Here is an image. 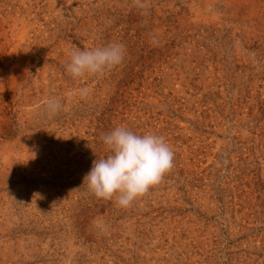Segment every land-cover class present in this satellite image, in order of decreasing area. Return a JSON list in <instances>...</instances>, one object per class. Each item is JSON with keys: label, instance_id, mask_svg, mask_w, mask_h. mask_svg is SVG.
<instances>
[{"label": "rangeland", "instance_id": "obj_1", "mask_svg": "<svg viewBox=\"0 0 264 264\" xmlns=\"http://www.w3.org/2000/svg\"><path fill=\"white\" fill-rule=\"evenodd\" d=\"M117 126L174 152L127 208L82 184ZM0 264H264V0H0Z\"/></svg>", "mask_w": 264, "mask_h": 264}, {"label": "clouds", "instance_id": "obj_2", "mask_svg": "<svg viewBox=\"0 0 264 264\" xmlns=\"http://www.w3.org/2000/svg\"><path fill=\"white\" fill-rule=\"evenodd\" d=\"M123 58L124 46L120 43L92 50L77 48L71 53L66 71L74 79L88 74L102 75L106 70L122 63ZM89 92L88 88L78 90L82 98ZM43 107L55 115L61 110L62 104L59 99L51 97L43 101ZM102 140L109 154L92 162L89 171L82 178V184L86 183L88 190L96 198L114 199L118 207H130L133 201L160 183L174 167V152L161 135H141L125 126H117L103 135ZM93 224L101 231L107 228L102 219L95 220Z\"/></svg>", "mask_w": 264, "mask_h": 264}]
</instances>
